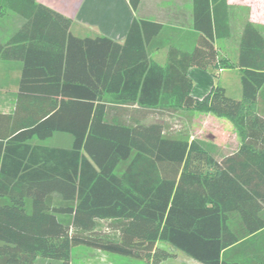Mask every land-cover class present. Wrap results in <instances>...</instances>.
I'll use <instances>...</instances> for the list:
<instances>
[{"label": "trees", "instance_id": "trees-1", "mask_svg": "<svg viewBox=\"0 0 264 264\" xmlns=\"http://www.w3.org/2000/svg\"><path fill=\"white\" fill-rule=\"evenodd\" d=\"M10 10L25 23L0 42V59L23 61L15 108L0 112V264H72L77 246L157 264L172 256L159 242L202 264H264V241L237 246L247 231L235 226L264 229L257 27L243 31L242 97L218 82L199 99L190 69L219 67L211 17L197 18L192 50L172 47L160 64L159 22L136 18L119 42L73 35L72 19L38 0H0V18ZM181 109L230 119L240 148L176 131ZM56 132L72 145L32 143Z\"/></svg>", "mask_w": 264, "mask_h": 264}, {"label": "crops", "instance_id": "crops-1", "mask_svg": "<svg viewBox=\"0 0 264 264\" xmlns=\"http://www.w3.org/2000/svg\"><path fill=\"white\" fill-rule=\"evenodd\" d=\"M135 1L137 5H134L132 0H38L39 3L70 17L72 34L82 38L106 36L123 42L134 19L161 23L162 29L157 36V42L162 47L151 53V58L160 64L166 63L168 51L172 47L192 50L197 38L203 32L196 26L197 18L211 17L213 30L216 32L215 43L218 49L219 67L214 70L197 67L190 69L189 75L194 83L192 95L203 99L219 82L226 87L229 94L242 97L243 69L238 62L243 31L247 22H251L264 36V0ZM24 23V17L14 11H8L0 18V42L6 43ZM221 60L227 61L228 65H222ZM22 66L21 60L0 59L1 113H10L15 108ZM213 71L217 72V77L213 75ZM189 112L188 125L192 122L197 129L196 132L192 131V138L203 137V131L210 126L212 119L223 124L228 123L233 129L235 128L233 122L226 117H218L211 112ZM199 120L203 121L204 126L206 125L202 130L196 125ZM67 135L65 132H56L52 137L44 140L34 138L32 143L57 146L50 144V140L55 136H60L68 143L72 139L73 143V136ZM206 138L234 150H238L242 144V138L240 136L237 138V134H234L229 141L219 140L213 133H209ZM235 226L237 230L247 231L240 237L237 246L252 247L256 242L264 241V229L249 233L245 222L239 217L235 218Z\"/></svg>", "mask_w": 264, "mask_h": 264}, {"label": "rangeland", "instance_id": "rangeland-1", "mask_svg": "<svg viewBox=\"0 0 264 264\" xmlns=\"http://www.w3.org/2000/svg\"><path fill=\"white\" fill-rule=\"evenodd\" d=\"M188 115H190V112L188 110L181 109L178 111L176 117L171 121L172 122L171 124L176 131L189 132L190 134H192V131L194 130L195 132L197 131V129L194 127V124L192 122H190V125H188V118H189ZM202 120L196 122V125L199 126L198 128H200V130L206 127V125L204 126ZM203 132H204L203 134L204 138H206L209 133H213L219 138V140L222 141H226L227 139L229 141L230 138H233L234 134H237V138L240 136L238 130H236V128L233 129V127L230 124L228 123L223 124L220 121H215L213 119L211 121L210 126L206 127ZM66 134H68L67 136L70 137L72 136L69 133ZM50 144L57 146H70L72 144V139L70 143H68L65 142V140L62 139L60 136H55L50 140ZM159 246L169 250L172 253V256L157 264H202L197 260L193 259L192 257H190L185 252L171 246L166 242H159ZM49 262L50 259L39 257L34 262V264H48ZM143 263L145 264L146 262L144 260L134 259L127 256L106 253L85 246H77L74 247L72 250V264H143Z\"/></svg>", "mask_w": 264, "mask_h": 264}]
</instances>
